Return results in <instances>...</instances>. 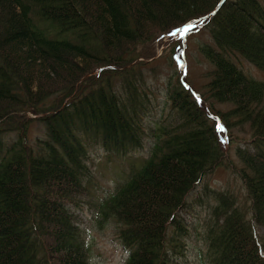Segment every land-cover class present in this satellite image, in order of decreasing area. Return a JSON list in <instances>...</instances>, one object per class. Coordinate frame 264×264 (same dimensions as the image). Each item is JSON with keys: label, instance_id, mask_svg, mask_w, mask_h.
<instances>
[{"label": "trees", "instance_id": "16d2710c", "mask_svg": "<svg viewBox=\"0 0 264 264\" xmlns=\"http://www.w3.org/2000/svg\"><path fill=\"white\" fill-rule=\"evenodd\" d=\"M221 1L0 0V264H88L76 207L92 142L106 153L149 150L99 208L125 264H184L187 225L176 212L203 175L228 169L223 138L233 131L249 136L235 154L250 205L233 209L212 193L206 255L264 264V81L231 58L264 72V0ZM201 20L211 38L198 47L211 67L201 100L169 79L166 109L144 124L150 100L133 65L154 58L158 36Z\"/></svg>", "mask_w": 264, "mask_h": 264}, {"label": "rangeland", "instance_id": "374dc122", "mask_svg": "<svg viewBox=\"0 0 264 264\" xmlns=\"http://www.w3.org/2000/svg\"><path fill=\"white\" fill-rule=\"evenodd\" d=\"M210 41V35L202 22H197L184 32L173 31L158 36L151 43L154 58L142 65L133 62L136 63L133 65L135 68H140L144 88L150 100H148V109L146 108L147 111L150 110V113H147L144 124H148L150 119L153 117L155 119L161 113L165 102V85L169 79L172 83L182 81L193 97L201 100L199 92L206 80L204 76L211 67L200 54L198 47ZM231 58L248 75L264 80L262 71L242 59ZM214 106L221 110L227 108L221 104H214ZM164 107L166 109L165 104ZM213 120L215 127L220 129L221 124L218 118L215 117ZM31 134L36 135V132L32 131ZM232 134L231 142L224 138V151L226 157L230 159L228 169L217 167L203 175L185 196L184 206L177 210V216L187 225V236L182 240L185 250L183 254H180L184 256L180 259V262L184 264H209L204 238L206 223L212 218L211 209L214 202L211 193H225L231 197L233 209L237 208L246 212L250 205L243 182L237 173L241 164L235 154L239 145H246L244 143L249 136L237 131H233ZM83 139L85 144L92 142L90 138ZM90 144L87 157L96 156L95 167L87 184V190L79 197L77 201L79 205L76 207L88 245V264H124L127 255L118 239L117 229L113 223L102 219L99 208L114 193L116 187L124 182L131 171L140 166L148 154V147L143 144L139 150L128 154H115L106 153L96 146L91 147ZM258 232L262 233V231Z\"/></svg>", "mask_w": 264, "mask_h": 264}, {"label": "snow or ice", "instance_id": "6c2138e0", "mask_svg": "<svg viewBox=\"0 0 264 264\" xmlns=\"http://www.w3.org/2000/svg\"><path fill=\"white\" fill-rule=\"evenodd\" d=\"M191 27V25H184L183 27H177L174 31L176 33H179V32H184L186 31L187 29H189Z\"/></svg>", "mask_w": 264, "mask_h": 264}, {"label": "water", "instance_id": "95a60500", "mask_svg": "<svg viewBox=\"0 0 264 264\" xmlns=\"http://www.w3.org/2000/svg\"><path fill=\"white\" fill-rule=\"evenodd\" d=\"M217 8H215L212 12H215Z\"/></svg>", "mask_w": 264, "mask_h": 264}]
</instances>
